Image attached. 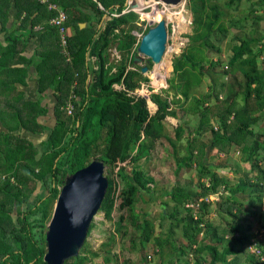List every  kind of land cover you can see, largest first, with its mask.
Wrapping results in <instances>:
<instances>
[{
    "label": "trees",
    "instance_id": "1",
    "mask_svg": "<svg viewBox=\"0 0 264 264\" xmlns=\"http://www.w3.org/2000/svg\"><path fill=\"white\" fill-rule=\"evenodd\" d=\"M241 1L229 0L226 6L231 7ZM51 2L68 14L67 25L74 31L69 41L70 62L61 48L59 51L49 50L50 53L46 49L49 40L55 41L59 36L58 30L50 25L54 12L37 0H0L1 25L7 23L12 7L18 11L14 21L19 23L15 33L10 32L7 36L9 43L3 51L0 69L14 72V83L24 85L27 59L21 55L22 50L31 38L42 33L41 51L32 60L39 73L38 92L42 95L51 90L56 99L53 127L39 122L40 117L49 113L48 108L41 105L45 98L42 95L37 102H28L23 110L11 115V125H5L8 132L0 134V264H47L44 262L46 230L61 188L69 175L87 167L96 158L105 165L119 167L118 175L124 184L117 196L118 184L109 181L100 212H104L108 220L117 208L121 212L129 210L133 213L143 193L155 191L154 178L141 169L139 162L149 157L161 140L168 141L173 148L177 173L184 168L195 167L204 176L207 171L204 164L206 151L217 150L227 156L234 146L240 149L242 161L256 171L253 178L244 173L235 184L210 171L205 175L210 186L202 185L199 192L180 185L171 191L169 197L173 209L168 213L169 203H165L163 218H170L172 222L177 220L176 224L172 223L168 238L174 235L177 223H183V237L187 244L176 247L180 258L184 260L191 252L194 256L192 264H230V256L233 264H241L244 254L249 264H264L259 256L250 252V246L256 242L264 257V241L250 234L237 214L245 209L244 205L238 204L239 195H244L252 196L250 211L247 212L252 216L258 212L264 215V209H261L264 207V132L258 133L253 127L264 118V70L260 67L264 37H254L253 34L233 46L227 70L223 71L225 76H231L232 82L223 84L217 78L216 70L224 63L222 60L209 62L205 51L215 47L211 38L217 35L225 38L230 31L229 26H235V21H226L229 14L216 1L189 0L194 20V34L189 36L191 48L174 59V76L169 81L173 99L159 92L152 93L149 100L157 110L151 114L149 100L137 94L141 88L140 81L144 78L150 88L157 89L150 78L143 77L142 67H137L134 62L141 41L134 34L140 17L133 11L123 13L127 9L126 0ZM261 4L264 5V0L252 2L251 6ZM116 14L119 16L115 17ZM157 14L154 12V16ZM255 14V19H262ZM146 20L143 18L142 22ZM84 23L86 27L81 28L80 24ZM37 26H42V31H35ZM113 48L120 56L117 63L111 60ZM205 61L209 63L207 71L212 84L206 94L197 95L198 87L207 75L203 66ZM18 64L25 66L14 67ZM224 90L227 92L226 106L215 112L210 107L211 103L219 101V93ZM69 106L73 107L71 113ZM178 108L199 117L198 138L185 137L186 124H179L174 136L166 133L165 121L177 114ZM214 123L218 124L217 129ZM21 129L41 136V141L34 144L21 135L9 134ZM209 131V142L202 141V136ZM184 140L187 144L182 146ZM182 148L185 155H180ZM33 181L38 182L46 193L37 194L32 202L30 196L34 192L31 195L27 184ZM222 187L228 196H220L219 212L227 215L223 218V225L216 226L209 220L212 202L202 199L207 198V194H219ZM195 202H200L197 212L187 207V204ZM181 208L183 216H180ZM14 210L17 211L18 224L13 222L11 212ZM137 220L136 217L135 226L141 232L139 240L144 249L153 243L155 254L161 252L162 255L166 245L175 247L171 245V239L155 236L154 225L149 221L139 223ZM118 221L115 230L125 238L128 235L125 214L122 213ZM33 228L36 229L35 242L31 232ZM110 239L114 240L115 235ZM135 242L136 239L132 240L133 245ZM106 246L108 243L104 244ZM86 247L87 244L79 256L65 264H93L99 252L90 251L88 254ZM105 261L109 262V259ZM181 264L189 263L183 261Z\"/></svg>",
    "mask_w": 264,
    "mask_h": 264
},
{
    "label": "rangeland",
    "instance_id": "2",
    "mask_svg": "<svg viewBox=\"0 0 264 264\" xmlns=\"http://www.w3.org/2000/svg\"><path fill=\"white\" fill-rule=\"evenodd\" d=\"M133 1V0H132ZM148 3L155 0H146ZM145 1V2H146ZM218 2L225 12V9L228 12L227 20L233 19L235 21V26L231 24L229 26V33H227L226 37L224 38L223 35L213 36L211 38V43L215 46L214 48L207 49L206 58L208 61L216 62L217 60H222L224 63L223 66H220L216 70V74L218 75V79L223 84L231 83V76H225L223 74L224 70H227L226 66L228 65V60L232 54L233 46L240 43V39H245L246 37H254L263 36L264 37V5L258 6H251L252 2H257L258 0H251L248 2L247 0H242L240 3H234L231 7H227V3L229 0H211ZM139 0H134L133 3L138 5ZM149 4V5H150ZM155 4L153 7L147 8L144 13H139L137 11H133L139 15L138 20V28L134 31V34L141 39L146 32L147 29L154 27L158 22L159 18L158 15L154 16L153 13L157 12L158 14L161 13L163 7ZM57 5V4H56ZM146 5V6H149ZM58 6V5H57ZM263 6V7H262ZM61 8L60 6H58ZM173 8V7H169ZM62 9V8H61ZM175 11L169 14V21L166 22L168 31H169V39L166 46V52L163 57V60L159 67H154L152 61L143 54L137 52L136 56L141 59V61H137V67H148L150 70L143 74V77H148L153 81L154 88H150L149 84L145 82L144 78L140 81L141 88L137 92L139 96L146 97L150 96L152 93H161L163 95H168L170 100L174 97V92H169L170 83L169 81L173 78V62L174 59L180 56L183 52H186L188 49L191 48L189 36L194 34V24H193V14L189 5V0H184L178 7L174 8ZM64 10V9H63ZM256 13V14H255ZM255 16H261L262 19L257 20ZM68 15V14H67ZM55 16V15H54ZM143 18H147L148 20L142 22ZM69 19V17H68ZM255 22V23H254ZM178 23V24H177ZM68 24V22H67ZM51 25V24H50ZM228 26V25H227ZM54 27V26H53ZM67 27H69L67 25ZM86 27V26H85ZM84 27V28H85ZM58 30L59 36L53 41L56 48H61L62 53L67 56V53L64 51L65 47L61 41V34L59 29ZM73 33V28H70ZM69 32V34H71ZM246 34V35H245ZM72 37V34L69 36ZM68 53H69V44H68ZM219 50V52H217ZM111 60L114 63L120 59L115 48L111 50ZM70 55V54H69ZM264 55L261 57L260 67L264 70ZM151 63V64H150ZM207 70H209L208 66L209 63L206 61L203 65ZM171 69V70H170ZM1 70V69H0ZM206 76L203 79V83L201 86L198 87L197 95L206 94L212 81L209 77V72H206ZM240 75V74H239ZM238 77L240 78L241 76ZM119 88V87H117ZM168 92V93H167ZM226 94L225 90L219 93L220 100L211 103V108L213 111H219L221 108L226 106ZM5 100L9 99V93L4 95ZM240 102V101H239ZM153 104V103H152ZM242 104V103H241ZM154 105V104H153ZM155 109L151 108L150 103L148 104V108L151 114H154L157 110L156 105H154ZM184 114V115H183ZM9 118V115H7ZM51 119L50 120H41L42 125H53L55 121L54 111H49L48 115ZM46 116V117H47ZM3 118V117H2ZM3 121V120H2ZM40 122V121H39ZM199 117L193 115L192 113H184L183 111H179L177 109V114L169 116L165 121V129L166 133L171 136L175 134V128L179 124H186L187 126V134L185 137L192 136V138H198L196 134V130L198 128ZM213 125V124H212ZM218 128V124L214 123ZM4 126V125H3ZM257 126V127H256ZM50 127V126H49ZM258 133L264 132V118H261L257 125L253 126ZM4 131V129H3ZM16 134L13 135H21L25 138H30L35 143H38L41 140V136H32L27 130L21 129ZM13 133V132H9ZM202 141L209 142L211 139L210 131L205 133L202 136ZM2 140V139H1ZM182 146L187 144V141L184 140L182 142ZM180 155H185V150L182 148L180 151ZM206 157L204 164L207 166V171L205 172L204 176H201V173L198 171L197 168H184L179 173H177V165L175 161V156L173 154V148L166 140L158 141L156 145V149H154L149 157L142 158L139 162V166L143 171L147 174L151 175L155 180V191L152 194L143 193L142 197L136 203L133 213L129 210L125 212H121L118 208L114 210L112 214L111 220L105 218L104 212H99L97 217L94 220L93 229L91 233L88 234V237L85 241L87 244L86 252L89 254L90 251H97L99 255L93 260V264H181L183 261H186L189 264H192L191 261H194V256L191 252H188L184 260L180 258L179 251L176 250L180 245H186L187 240L183 237V223H177L178 226L174 228V235L168 238L169 230L172 227V223L176 224L175 220H170V218H163L164 214V204L169 203V207H167L166 211L168 213L172 212L173 203L169 197L171 191L178 185L180 186H188L192 189V192H199L201 190L202 185L205 187L210 186L209 178L205 177L208 172L213 171L216 172L219 176L223 178H227L232 184L238 182L244 176V173H247L250 178H253L256 175V171H252V167L249 163H244L242 161V154L239 148L234 146L229 155L220 154L217 150L214 151H206ZM123 166V165H122ZM131 168V166H128ZM119 167L114 165H105V176L108 178L109 181H113L118 184V194L119 196L121 190L124 187V184L121 181V177L118 175ZM205 177V178H204ZM28 191L30 190L34 195L30 196V201H34L35 196L37 194L46 193L41 189V185L38 182H31L27 184ZM63 188V187H62ZM61 188V190H62ZM224 195L227 198V193L224 191V187L221 188L220 193L216 195L207 194V198H210V202L212 205L210 206L211 215L209 216V220L216 226L223 225L224 223V214L223 212H219V204L220 196ZM251 197L239 195L238 204L244 205L245 209L242 213L237 212L241 221H243V225L245 228L250 230V234L257 235L258 240L264 241V231H263V224H264V215L263 213L260 214L258 212L256 216H252L249 212L250 211V202ZM222 201H225V199ZM204 199V198H203ZM202 199V200H203ZM221 204V203H220ZM237 205V207H239ZM25 209V205H23V209ZM262 211L264 209L261 208ZM198 211V210H197ZM247 212V213H246ZM123 213L126 217L124 231H127V237L122 238L120 234H117L116 224L119 222V217ZM236 213V212H235ZM13 217V222L18 224L19 218L17 215V211L14 210L11 212ZM184 215V210L181 208V215ZM179 216V219H180ZM137 221L139 223L144 222V220L149 221L155 228V236L160 237L162 239H171V245L175 246L172 247L170 245H166L164 247L163 254L161 252L159 254H155L154 245L150 243L147 245L146 249L143 248L141 241L139 240V236L141 232L137 230L135 223ZM231 218V217H229ZM15 225V224H14ZM33 237V241L37 240L36 237V229L31 230ZM47 233V230H46ZM115 235V239L111 240L110 237ZM201 236H203L201 234ZM135 245H133L132 240H135ZM108 246L104 247V244ZM84 244V245H85ZM175 248V249H174ZM223 247L220 246V250ZM109 259V262L105 261ZM147 259V260H145ZM183 260V261H182ZM171 261V263H170ZM181 261V263H180ZM173 262V263H172ZM228 262L232 263V257L228 258ZM248 259L244 256H241L240 263L241 264H249ZM91 264V263H89Z\"/></svg>",
    "mask_w": 264,
    "mask_h": 264
},
{
    "label": "water",
    "instance_id": "3",
    "mask_svg": "<svg viewBox=\"0 0 264 264\" xmlns=\"http://www.w3.org/2000/svg\"><path fill=\"white\" fill-rule=\"evenodd\" d=\"M164 7L179 6L184 0H158ZM126 8L137 10V4L126 0ZM138 12V11H137ZM106 18V16H105ZM84 28L86 24H81ZM169 31L165 22H159L143 35L138 52L160 63L165 55ZM141 61L135 56L134 62ZM148 67L142 68L145 74ZM149 100V95L146 96ZM151 102L150 100L148 101ZM109 186L105 165L94 159L87 167L69 175L54 207L47 226V264H65L79 256L90 228L100 212Z\"/></svg>",
    "mask_w": 264,
    "mask_h": 264
},
{
    "label": "crops",
    "instance_id": "4",
    "mask_svg": "<svg viewBox=\"0 0 264 264\" xmlns=\"http://www.w3.org/2000/svg\"><path fill=\"white\" fill-rule=\"evenodd\" d=\"M17 10L15 7H12L10 10V18H8V21L6 24L1 25L0 22V62L2 59V54L5 48L7 47L9 43V39L7 41V36H9L10 32L15 33V29L19 25V23H15V15L17 14ZM81 25V24H80ZM2 26H4V29L2 30ZM81 27V26H80ZM42 26H37L35 31H42ZM72 30H70V33ZM42 33H40L37 37H33L30 39L28 44L23 48L21 55L27 59L26 66H27V74L24 80V85H21L19 83H14L16 76L15 73L12 71H4L0 70V134L8 132V130L5 128V125H11V115H15L16 111L23 110V107H26L27 103H34L40 100V96H45V98L42 100L41 105L43 108L47 107L48 111L53 112L56 104V99L54 97V94L51 90H47L44 94H39L38 92V78L39 73L37 72L34 64V61L32 60L38 56L39 52L41 51L40 47V36ZM73 35V33H71ZM46 49L48 50V53H50L49 50H58L56 49L54 43L52 40H49V42L46 44ZM70 59V60H69ZM39 60V59H38ZM37 59H35V62ZM68 62L71 61V57L69 55ZM29 62V63H28ZM25 65H15L14 67L22 68ZM29 66V67H28ZM20 78V76L18 77ZM14 83V85H11ZM7 84H10L9 87H7ZM6 93H9V99L5 100L4 95ZM25 109V108H24ZM9 115V118L8 116ZM47 116V115H46ZM43 116L39 118L40 123L42 124L41 120H50L51 118L49 116ZM3 117V118H2ZM14 119V118H13ZM3 120V121H2ZM55 121V120H53ZM4 125V126H3ZM54 124L48 125L50 127H53ZM177 127V126H176ZM4 129V131H3ZM17 132H13L10 134H16ZM32 136H35L36 134L30 133ZM39 136V135H37ZM40 137V136H39ZM41 138V137H40ZM30 139V138H28ZM42 139V138H41ZM31 140V139H30ZM34 144L33 140H31Z\"/></svg>",
    "mask_w": 264,
    "mask_h": 264
},
{
    "label": "built area",
    "instance_id": "5",
    "mask_svg": "<svg viewBox=\"0 0 264 264\" xmlns=\"http://www.w3.org/2000/svg\"><path fill=\"white\" fill-rule=\"evenodd\" d=\"M40 4L47 6L48 10L51 12L55 13V16L50 20V24L51 26L57 27L59 29V32L61 34V41L63 43V46L65 47V52L67 53V59L69 57V53H68V44H69V36L71 34H69L70 29L69 27H67V22H68V15L67 13L59 8L55 3L51 2V0H37ZM157 2H159V6L164 7V5H162L160 3V1L156 0ZM131 11H135L131 8H127L123 13H128ZM115 17H118L119 15H114ZM70 60V59H69ZM227 68V67H226ZM73 107L69 106L68 107V111L69 113L72 112ZM202 201H206V202H210V198H205ZM200 206V202L198 203H189L187 204L188 208L193 209L195 212H197V210L199 209ZM257 243L254 242V244L252 246H250V252L252 254H255L256 256H259L261 258V260L264 261V257L261 256V249H259L256 245Z\"/></svg>",
    "mask_w": 264,
    "mask_h": 264
},
{
    "label": "bare ground",
    "instance_id": "6",
    "mask_svg": "<svg viewBox=\"0 0 264 264\" xmlns=\"http://www.w3.org/2000/svg\"><path fill=\"white\" fill-rule=\"evenodd\" d=\"M132 1V0H131ZM134 1V0H133ZM132 1V2H133ZM146 0H139V2H138V6H137V10L136 11H138L139 13H144L146 10H147V8H150L151 9V7H153L155 4H157L158 2L155 0V1H151V4H150V2L148 3L147 1L145 2ZM150 4V5H149ZM146 5H149V6H146ZM169 7H173V8H169ZM175 7H178V6H165V7H163V9H162V11H161V13H159L158 14V18H159V22H168L169 21V14L168 13H172L173 11H175ZM158 22V23H159ZM178 24V23H177ZM151 61H152V63L154 64V67H159L160 66V64H161V62L160 63H156V62H154L151 58H149ZM163 60V59H162ZM171 70V69H170ZM148 71H149V69H148ZM147 71V72H148ZM146 72V73H147ZM145 73V74H146ZM150 103V106H151V108H153V109H155V107H154V105L152 104V102H149ZM101 162V161H100ZM103 163V162H102ZM105 165V164H104Z\"/></svg>",
    "mask_w": 264,
    "mask_h": 264
},
{
    "label": "flooded vegetation",
    "instance_id": "7",
    "mask_svg": "<svg viewBox=\"0 0 264 264\" xmlns=\"http://www.w3.org/2000/svg\"><path fill=\"white\" fill-rule=\"evenodd\" d=\"M153 15H154V13H153ZM157 15H158V14H157ZM157 15H156V16H157ZM148 69H149V68H148ZM149 70H150V69H149Z\"/></svg>",
    "mask_w": 264,
    "mask_h": 264
}]
</instances>
